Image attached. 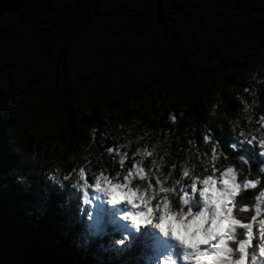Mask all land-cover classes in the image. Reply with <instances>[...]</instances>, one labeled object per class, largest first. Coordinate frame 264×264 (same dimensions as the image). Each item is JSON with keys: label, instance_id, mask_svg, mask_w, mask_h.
Here are the masks:
<instances>
[{"label": "trees", "instance_id": "1", "mask_svg": "<svg viewBox=\"0 0 264 264\" xmlns=\"http://www.w3.org/2000/svg\"><path fill=\"white\" fill-rule=\"evenodd\" d=\"M262 112L264 0H32L0 21V264H129L115 240L131 225L106 206L100 220L86 215L84 187L99 176L124 208L133 192L151 197L155 219L192 178L219 181L232 166L238 183L258 179L222 149L212 161L205 149L213 144L200 137L207 130L220 144L242 130L259 138ZM260 190H245L233 208L242 223L257 216L258 257ZM153 250L160 264L165 249Z\"/></svg>", "mask_w": 264, "mask_h": 264}, {"label": "snow or ice", "instance_id": "2", "mask_svg": "<svg viewBox=\"0 0 264 264\" xmlns=\"http://www.w3.org/2000/svg\"><path fill=\"white\" fill-rule=\"evenodd\" d=\"M245 92L255 96V90L252 88H246ZM240 103L243 105L245 112H251V107L241 97ZM254 103H257L254 100ZM215 113V110H214ZM175 122L178 117H172ZM227 120V115L224 116ZM233 129L236 128L237 122H231ZM249 123H252L249 121ZM257 124L261 126V131L264 132V112L261 113ZM217 138L210 136L208 131L205 130V134L200 137V141L205 144L212 143L211 149H205V152L210 156L212 161L217 159V149H222L219 155L225 159L235 158L242 161L244 164L249 165L250 170L255 171L260 178H244L241 182H237V174L232 166L223 168L219 173V181L213 178L212 175H208L201 180L195 178L191 179L187 189L181 188L180 191L185 193L184 197L180 201L190 204L193 201L199 202L203 205V208L194 214V219L199 221L196 226V230L188 235V229L185 230V235L182 237L175 232L171 237L174 241L185 250L184 259H194L195 264H264V213H262V207H264V190H260L256 195L258 201L255 211L260 216L259 219V241L257 256L256 249L253 246V225L257 221V216H251L252 223H242L239 218H234L233 208L237 205L240 199L244 197L241 195L248 190L247 195H253L252 190H256L258 185L264 188V135H260L257 138L255 132L246 133L245 131H239L234 139H230L227 142H221L220 144L214 143ZM199 143V141H198ZM113 151V149H109ZM125 160L123 154L120 159V164L123 165ZM81 179L85 177V170L83 168L78 169ZM136 174L143 179V170L136 166ZM132 170L128 171V174L124 177L125 182H129L133 176ZM182 175L184 177L189 176V171L184 170ZM20 178L26 180V176L21 173ZM69 177L65 175V180ZM100 177H96V198L109 197L108 203L119 204V200L113 195L111 188L104 187L100 183ZM180 179V174H177V180ZM160 183L159 180L156 181ZM198 184H202L203 187L199 188ZM219 185V186H217ZM172 191L170 188L161 187V193H167ZM192 195H187L188 192ZM198 194V199H197ZM87 197V193H85ZM141 199L143 208L147 211L141 210L140 212L132 215L131 226L127 224L121 227V238L115 240L116 245L121 247L117 249L119 253H127L131 258L129 264H141V241L143 239V232L140 230L138 220H142L146 226H152L160 220V230L169 235L166 230V224L169 222L172 212L169 211V200L165 197L161 201V206H158L157 216L153 219V209L149 207L151 197L143 198V194L137 196ZM128 203L132 204L133 200L128 199ZM162 208V214H159ZM241 212H248L247 206H242L239 209ZM104 212L103 209H101ZM124 211L122 209H113L109 213L115 218L118 212ZM177 219L187 215L193 217V211L191 208L187 209V212H176ZM91 218V216H89ZM122 220L127 221L129 216L124 214L121 217ZM241 229L243 232L238 233L237 230ZM135 230V231H133ZM126 233V235L124 234ZM137 233H140L139 236ZM244 233L247 235V239L243 238ZM160 249H166L167 245L162 242H157ZM200 245H206L201 250ZM238 245V248L236 247ZM252 248L251 251L249 249Z\"/></svg>", "mask_w": 264, "mask_h": 264}, {"label": "clouds", "instance_id": "3", "mask_svg": "<svg viewBox=\"0 0 264 264\" xmlns=\"http://www.w3.org/2000/svg\"><path fill=\"white\" fill-rule=\"evenodd\" d=\"M185 208H191L192 210L195 209L196 212H199L203 208V205L196 201H193L190 204H186L182 201H176L174 202L173 207H169V211L183 212V209ZM113 211H115V209H113ZM159 223L160 220H157L155 224L143 232L140 254L141 264H159V256L153 250V245H157V242L166 244V249L172 250L171 256L167 259L168 264H177L179 258L184 256L185 250L178 244V242H174L171 236L165 235V233L160 230Z\"/></svg>", "mask_w": 264, "mask_h": 264}, {"label": "rangeland", "instance_id": "4", "mask_svg": "<svg viewBox=\"0 0 264 264\" xmlns=\"http://www.w3.org/2000/svg\"><path fill=\"white\" fill-rule=\"evenodd\" d=\"M101 185H103L104 187H106L104 184L101 183ZM219 186V185H217ZM107 188H110V187H107ZM91 189V190H90ZM112 190V189H111ZM85 193H87V197L85 196ZM138 195H136V193L130 195V198L133 200V203L132 204H129L130 206V210H133L132 211V215L140 212L141 210L143 211H147V209H142L141 206H142V203H141V200L137 198ZM84 199L86 200V203L87 204V207H88V210L86 211V215H89L91 213V210L96 212L98 214V220H100L101 218V214H103V212L101 211V209H103L102 207L106 205V208H109L110 206H113L115 207V209H119V204H110L108 203V200L110 199L109 197H102L101 199H97L96 198V187H92V188H86L84 187ZM98 202V204L100 205V208L99 210H96V208H94L95 204ZM192 211H195V209H193ZM125 212V211H124ZM161 212H162V208H161ZM120 213V212H118ZM195 214V213H194ZM194 214H193V217H190V219L188 221H184V222H180L179 221H176L177 218L175 216H170V218H172V220H170L171 222H176L178 223L179 225H181L180 227H177L175 224L172 225V226H168V228L170 230H174V232L177 234V235H180V236H184L185 235V230L188 229V226H190L191 224H193L192 226V229L195 231L196 230V226L197 224L199 223V221L195 220L194 219ZM132 216H130L131 218ZM176 219V220H174ZM99 222V221H98ZM129 222H130V225H131V220L129 219ZM142 222V224H144V222L142 220H138V223ZM96 229H99V225L98 224H95L94 226ZM188 229V235L190 236L191 232ZM135 231V230H133ZM201 250H203L206 245H200L199 246ZM178 264H195V261L194 259H187L185 260L183 256H181L178 260Z\"/></svg>", "mask_w": 264, "mask_h": 264}, {"label": "water", "instance_id": "5", "mask_svg": "<svg viewBox=\"0 0 264 264\" xmlns=\"http://www.w3.org/2000/svg\"><path fill=\"white\" fill-rule=\"evenodd\" d=\"M31 4L32 0H0V21L11 13L28 11Z\"/></svg>", "mask_w": 264, "mask_h": 264}]
</instances>
